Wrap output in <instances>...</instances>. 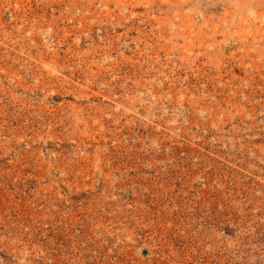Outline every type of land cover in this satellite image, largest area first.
<instances>
[{"label":"rangeland","instance_id":"1","mask_svg":"<svg viewBox=\"0 0 264 264\" xmlns=\"http://www.w3.org/2000/svg\"><path fill=\"white\" fill-rule=\"evenodd\" d=\"M0 264H264V0H0Z\"/></svg>","mask_w":264,"mask_h":264}]
</instances>
